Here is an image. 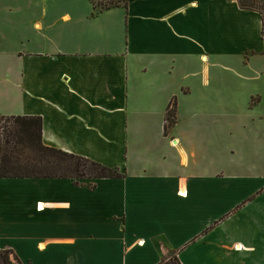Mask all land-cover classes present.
I'll list each match as a JSON object with an SVG mask.
<instances>
[{"label":"crops","instance_id":"1","mask_svg":"<svg viewBox=\"0 0 264 264\" xmlns=\"http://www.w3.org/2000/svg\"><path fill=\"white\" fill-rule=\"evenodd\" d=\"M92 13L0 0V116L39 117L45 146L124 175L0 178V250L23 264H264L261 15L238 0Z\"/></svg>","mask_w":264,"mask_h":264},{"label":"trees","instance_id":"2","mask_svg":"<svg viewBox=\"0 0 264 264\" xmlns=\"http://www.w3.org/2000/svg\"><path fill=\"white\" fill-rule=\"evenodd\" d=\"M96 15L114 8L128 7V0H89ZM243 10L262 14L253 3L238 0ZM263 25V20H262ZM263 34V29H262ZM167 121L173 122L176 100L170 104ZM172 117V118H171ZM0 178L1 179H70L76 187L80 181L122 179L124 175L91 160L67 154L42 143V119L39 117L0 116ZM95 186L90 184L88 189ZM0 264H23L10 250H0ZM179 264V263H173Z\"/></svg>","mask_w":264,"mask_h":264},{"label":"rangeland","instance_id":"3","mask_svg":"<svg viewBox=\"0 0 264 264\" xmlns=\"http://www.w3.org/2000/svg\"><path fill=\"white\" fill-rule=\"evenodd\" d=\"M246 3H253V0H245ZM255 9L259 11L262 14V20H263V39H264V0H255ZM249 54H245L244 58L248 59ZM169 115V114H168ZM1 123L3 121H0Z\"/></svg>","mask_w":264,"mask_h":264}]
</instances>
